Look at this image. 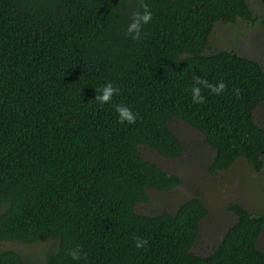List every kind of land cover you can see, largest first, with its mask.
Returning <instances> with one entry per match:
<instances>
[{"label": "trees", "instance_id": "1", "mask_svg": "<svg viewBox=\"0 0 264 264\" xmlns=\"http://www.w3.org/2000/svg\"><path fill=\"white\" fill-rule=\"evenodd\" d=\"M140 2L0 0V242L52 240L42 260L1 249L0 264H264V213L238 202L206 255L192 250L208 214L198 195L172 212L136 211L147 189L181 182L141 153L181 157L172 119L202 133L214 150L210 172L238 158L263 168L254 110L264 101V70L234 51H208L215 23L257 15L248 0H143L153 17L133 40L126 28ZM194 76L226 89L199 85L205 101L193 103ZM109 81L121 91L101 105L95 96ZM116 104L136 122L120 123ZM134 237L148 244L136 248Z\"/></svg>", "mask_w": 264, "mask_h": 264}, {"label": "rangeland", "instance_id": "2", "mask_svg": "<svg viewBox=\"0 0 264 264\" xmlns=\"http://www.w3.org/2000/svg\"><path fill=\"white\" fill-rule=\"evenodd\" d=\"M248 4L257 15L256 21L237 19L234 23H215L208 38V51H234L257 61L264 70V0H248ZM254 119L264 126V101L255 108ZM168 127L182 144L181 157L166 158L146 146L141 148V153L161 169L177 174L181 182L168 191L147 189V201L138 204L136 211L141 214L172 212L183 201L198 195L208 214L199 222L198 238L192 250L206 255L234 221V216L227 210L229 203L238 202L250 211L264 213V164L260 171H254L243 158H238L228 169L212 173L208 166L214 150L203 141L202 133L177 119L170 120ZM261 157L264 162V155ZM51 242V239L34 244L4 241L0 242V250L14 249L42 260ZM257 245L264 251V229Z\"/></svg>", "mask_w": 264, "mask_h": 264}, {"label": "clouds", "instance_id": "3", "mask_svg": "<svg viewBox=\"0 0 264 264\" xmlns=\"http://www.w3.org/2000/svg\"><path fill=\"white\" fill-rule=\"evenodd\" d=\"M141 9L143 11H141ZM153 13L149 9L148 4L144 3L143 0L139 3L138 7L131 13V22L126 28V34L131 35L133 40H139L141 36L142 25L149 23L152 20ZM194 84L190 91L192 94L193 103H204L205 97L201 94V88L199 85H203L208 88L211 93L220 95L225 89L226 84L223 81L218 82L216 85L210 84L207 80L202 79L199 76H194ZM121 89L114 85L113 82H107L101 89L98 90V94L95 96V101L103 105L109 103L112 98L120 93ZM233 92L239 96L240 90L234 88ZM115 111L118 113V119L120 123L127 122L128 124H134L137 119V115L131 110L130 107L123 104H116ZM135 247L143 248L148 244L147 239L142 237H134ZM68 255L72 257L73 260H80L82 255V249L79 245L68 251ZM86 257V253H83Z\"/></svg>", "mask_w": 264, "mask_h": 264}]
</instances>
